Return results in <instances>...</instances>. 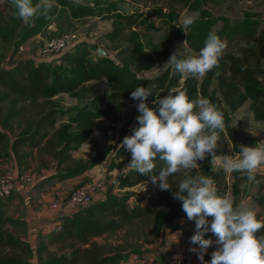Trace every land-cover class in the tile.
<instances>
[{"label": "trees", "instance_id": "trees-1", "mask_svg": "<svg viewBox=\"0 0 264 264\" xmlns=\"http://www.w3.org/2000/svg\"><path fill=\"white\" fill-rule=\"evenodd\" d=\"M170 1L186 4L188 9L198 16L190 27L183 30V26L179 25L177 13L172 10L166 12L162 8L154 9L151 16L163 22L166 41L169 42V36L175 40L185 39L188 48L199 54L209 33L215 32L226 42L237 37L242 38L243 44L238 51L225 50L219 66L208 72L202 82L187 76L181 83L183 78L175 71L173 65L155 78L139 77L138 73L152 69L155 63L152 58L137 59L143 41L141 33L134 34L130 45L119 48L116 55L99 56L97 51V57H92L91 44L81 41L60 58V63H56L59 67L56 69L51 67L53 62L25 58V53H19L21 46L50 26L56 25L53 35L58 38L74 33L75 22L84 18L112 20L114 28L106 35V39L113 43L124 37L125 27L143 29V34L145 31L158 30L156 23L150 21L143 13L123 14L117 3L106 2L100 5L79 0H52L54 6L49 16H38L25 28L12 6L9 16L0 11V38L11 41L20 32L15 51L6 60L8 66L1 71L0 104L9 100H13L14 104L23 103L20 107L12 106L0 121V152L7 151L8 155L12 156L14 153L16 156L17 151H30L28 154L16 156L15 164L18 170L22 160L29 158L33 151L50 155L55 162V172L41 177L36 184L37 189L79 178L106 159L109 150L105 149L86 162L61 170L71 152L86 143L96 130H100L101 120H118L130 114L139 115L135 107L138 102L131 99V92L138 86H154L153 95L147 101L153 108L156 96L164 98L172 89L185 91L190 100L198 97L208 99L223 113L224 131L238 148L237 153L241 133L231 125L232 114L249 103L254 120L258 123L264 122V29H260L257 21L246 18L234 24L224 19L221 30H214L218 20L205 6L224 4L226 0ZM39 2L40 0H33L34 5ZM102 80L109 84V92L97 91L89 86L91 82ZM62 94H68L83 102L75 114L68 117L69 122L79 128L77 132L68 135L69 125H62L53 130L58 122H62L66 113L59 109H50L41 113L38 111L30 132L10 138L6 128L13 120L22 118L28 112V107L34 108L39 104V100H51ZM246 140L241 145H257L254 138L246 137ZM65 154L68 156L65 157ZM154 162L157 168L153 174L159 175V157ZM199 164L197 169L170 176L172 189L169 191H161L157 187L150 196L144 198L136 195L133 198L130 194L117 196L106 191L103 200H95L90 206L61 218L60 230L43 235V245L40 242L36 249L25 239L29 234L28 222L18 217H8L4 211L6 203L0 199V249L3 250L0 254V264H126L129 257L140 255L144 251L130 244H100L96 239L148 227L156 220H161L171 231L178 232L188 241L187 246H192L190 238L195 234V222L187 219L181 202L173 198V192L178 190L177 184L185 176L199 174L213 178L217 195L226 196L228 189L224 171H212L206 159ZM240 176V173L232 174L235 180V196L239 194L237 180L241 179ZM148 181H151L149 176L129 170L122 176L119 188H132ZM260 192H264V181L260 185ZM255 202L264 211V193L255 197ZM208 219L211 221L212 218ZM175 220H184V223L171 225ZM257 235L264 236V228ZM205 239H212V233H207ZM48 246H56L59 250L44 258L42 254L48 250ZM204 260L210 262L211 254H206Z\"/></svg>", "mask_w": 264, "mask_h": 264}, {"label": "rangeland", "instance_id": "rangeland-1", "mask_svg": "<svg viewBox=\"0 0 264 264\" xmlns=\"http://www.w3.org/2000/svg\"><path fill=\"white\" fill-rule=\"evenodd\" d=\"M82 2H94L100 5L106 2H114L118 4L120 11L123 14H133V13H143L144 16L150 18V21L156 23L157 31L146 32L143 34L142 30H137L135 28L125 27V35L122 39H119L115 43L106 39V35L113 31V21L112 20H102L100 18H84L77 20L75 22L76 30L75 34L79 37V42L86 41L92 46V57H97V51L102 49L107 54L116 55L117 51L121 47H128L132 40L134 39V34L141 33L143 41L141 42V53L137 56V59H154L155 63L153 68L148 71H143L138 73L139 77L143 78H155L163 73L169 65L165 68L164 65L169 61L170 55L180 49V57L186 58L190 55H198L195 52H192L188 48V44L183 46L185 39L175 40L169 36V42L166 41V28L163 25V22L158 20L153 15V10L156 8L172 10L179 15V25L183 26L181 21L182 19L192 17L193 20L198 16L197 13L192 12L188 9L186 4L174 3L170 0H79ZM11 4L6 2H0V11L4 15H11ZM206 9H209L214 17L217 18V24L214 27V30L219 31L223 27V20L228 19L231 24L234 22H240L243 19L255 20L259 23L260 29H264V0H226L224 4L214 5L210 4L205 6ZM28 25L24 24V27ZM56 31V25L50 26L47 30L41 34L31 38L23 46L26 49L25 58L31 57L35 58L37 61H40L41 52L46 46L47 42L51 41L55 36L53 32ZM20 38V32L15 36L14 40L6 41L4 38H0V72L6 68L7 58L12 55V52L16 48V40ZM79 42L76 44L78 45ZM243 44L242 38L237 37L232 41H227L226 51L237 52L239 47ZM183 46V47H182ZM9 48V50H8ZM50 63L53 62L51 67L53 69L58 68L56 65L60 63L57 58L48 60ZM63 67V66H62ZM134 69V66H132ZM181 83L184 82L185 78ZM204 78V77H203ZM203 78L198 79L199 82H202ZM213 85V88H215ZM89 86L94 90H100L103 92H109L110 86L106 80L94 81L89 83ZM0 93L1 90H0ZM83 105V102L79 101L77 98L71 97L68 94L59 95L51 100H39V104L34 108L28 107V112L17 120H13L6 131L9 132L10 138H14L23 134L30 132L33 129L32 122L36 120V117L39 113L48 111L50 109H59L60 111H65L66 116L62 118V122H58L56 127L53 129H59L62 125H69L68 135L70 133H75L79 128L69 122L68 117L73 116L76 110ZM12 106H23V103L14 104L13 100H9L5 103L0 104V121L8 113ZM137 116L132 114L122 117L118 120L113 119H104L100 121V130H96L89 140L83 145L79 146L77 150L72 151L69 155L68 161L61 167V170L70 168L72 166L86 162L96 153L102 150H109V153L106 159L101 162L98 166L94 167L88 171L83 176H80L79 183L73 185L72 188L85 184L86 182L96 178L101 179L107 184V193H112L113 195L121 196L125 194H130L139 197H148L154 190L158 187L157 184H153L151 181L141 183L135 187L120 189L119 183L124 176V173L129 170H124V167L131 160V153L123 150L119 147L122 143L125 136L131 135V129L134 126H137ZM237 123H240L238 126ZM233 128L237 131H240L241 136L239 138V146L243 141H247L246 137L254 138L257 134L264 132V128H261V125L254 120L252 113L249 110V103L245 104L240 110L232 114V124ZM253 133H251L250 131ZM248 143V142H247ZM238 146V147H239ZM237 147L230 141L229 136L224 131L220 134V140L217 148V155H233L237 153ZM1 151V149H0ZM30 151L24 149L16 152V156H22L28 154ZM29 158L22 160L19 179L16 183V190L13 196L7 200H2L3 203H6L4 208L5 214L11 218H29L31 221L30 233L25 237V239L32 245L34 249L38 247V244L41 242L43 245V235H39V228H35V214L33 212L41 211L42 206L46 208H51L53 203L46 204L41 202V195H45L51 191V186L48 189L38 191L40 194H30V198L26 199L28 205L26 206L24 198L17 192L19 186H24L31 191L36 189V184L40 177L51 175L55 172V162L52 157L48 154H38V151H33V154H30ZM14 153L12 156L7 154V151L0 152V178L1 177H11L13 169L15 167V160L17 159ZM68 154H65L67 157ZM209 166L212 167L210 160L211 157L206 158ZM216 170L224 171L221 163H217L215 166ZM264 169V167H263ZM225 173V172H224ZM226 174L227 178V193L226 195L233 199V202L236 203L234 206H239L243 204L245 207L253 209L257 213V217L260 220H264V211L256 204L255 197L263 194L260 192V185L264 181V170L261 168L256 173V181L258 182H249L247 177L240 176L241 179L237 180L239 185V194L234 195L233 184L235 180L232 177V174ZM30 176L32 178L31 182H23L21 177ZM119 178V180H117ZM37 181V183H36ZM64 182V181H63ZM136 195V196H135ZM102 197V195H101ZM96 200V199H95ZM97 201V200H96ZM29 208V209H28ZM53 209V208H52ZM29 210V214L28 211ZM164 208V214L167 213ZM31 218V219H30ZM184 220H175L171 225L183 224ZM41 232V231H40ZM40 236V237H39ZM215 236L212 234V240L215 241ZM100 244L111 243L114 245H124L130 244L134 247L141 248L144 252L137 256H131L127 259L126 264H137L144 262V264H169V254L172 252H182L185 247H188V241L181 237L178 232L171 231L170 228L165 227L164 223L161 220H156L153 225L138 228L130 231H125L117 234L113 237H102L96 239ZM59 248L56 246H48V250L45 251L42 256L47 258L52 252L58 251ZM217 250V246L213 244L212 247L208 249V252L211 253ZM3 253V250L0 249V254ZM198 261L197 254L190 264H201Z\"/></svg>", "mask_w": 264, "mask_h": 264}, {"label": "clouds", "instance_id": "clouds-1", "mask_svg": "<svg viewBox=\"0 0 264 264\" xmlns=\"http://www.w3.org/2000/svg\"><path fill=\"white\" fill-rule=\"evenodd\" d=\"M6 2L26 25H31L38 16L48 17L54 6L52 0H40L35 5L33 0ZM181 23L185 30L194 20L188 17ZM186 44L187 40L183 46ZM226 49L227 42L212 32L198 55L180 58L178 49L163 68L173 65L182 78L200 79L219 66ZM152 87L138 86L131 92V99L138 102L135 107L139 115L131 135L125 136L119 145L131 153L124 170L149 176L161 191H169L172 189L170 176L197 169L200 161L211 157L212 171H216L219 162L225 173H240L250 183L258 182L256 173L264 167V141L255 147L240 145L235 156L217 155L220 134L225 127L223 113L208 99L190 100L185 91L176 89L170 90L164 98L156 96L155 107H150L147 101L153 95ZM157 157L161 171L154 175ZM177 188L173 198L181 202L187 219L195 222V234L190 243L198 247L189 251L197 254L201 264H264V236L257 235L264 228V221L258 219L253 209L243 204L234 206L231 197L217 195L215 181L210 176H185ZM209 232L215 236V241L205 239ZM213 244L217 250L211 253L210 262H205L204 257Z\"/></svg>", "mask_w": 264, "mask_h": 264}, {"label": "built area", "instance_id": "built-area-1", "mask_svg": "<svg viewBox=\"0 0 264 264\" xmlns=\"http://www.w3.org/2000/svg\"><path fill=\"white\" fill-rule=\"evenodd\" d=\"M79 42V37L77 34L72 33L52 39L47 42L43 51L41 52L40 60L48 61L53 58H60L69 50L74 48ZM26 49L21 46L19 53H25ZM27 53V52H26ZM49 62V61H48ZM257 144L262 142L260 139L254 137ZM262 170L263 167L261 168ZM23 182H31L32 178L30 176L21 177ZM16 183L11 177H1L0 178V199L7 200L11 198L16 190ZM107 191V184L101 179H92L85 184L78 185L71 188L67 196L63 199L57 200L53 203L52 208L54 210H63L67 215H70L78 210L84 209L95 202V197L98 194H102V198L105 197ZM61 225L55 227V231L60 230ZM192 247H198V245H192L184 248L182 252H172L169 254V264H190L194 259L196 253L190 252L189 249ZM140 264V263H137ZM144 264V262H142Z\"/></svg>", "mask_w": 264, "mask_h": 264}, {"label": "crops", "instance_id": "crops-1", "mask_svg": "<svg viewBox=\"0 0 264 264\" xmlns=\"http://www.w3.org/2000/svg\"><path fill=\"white\" fill-rule=\"evenodd\" d=\"M263 124V123H260ZM261 128H264L263 125H261ZM258 139H260L261 141H264V132L261 134H257V136H254ZM15 167L16 164H15ZM20 174H18V168L17 169H13L12 173H11V178H13L15 181H17L19 179ZM41 177L38 179L40 180ZM80 181L78 178L73 179V180H68V181H64L61 183H56L53 185H45L43 188H40V190H45L48 189L49 186H51V191L45 195H41V202H45L46 204H51L54 203L57 200L63 199L67 196L68 191L73 187V185L78 184ZM37 183V181H36ZM37 188L34 189L33 191H31V189L24 187V186H19L17 192L24 198V202L26 204V206L28 205V203L26 202L27 198H30V194H40ZM102 194H98L95 199L97 201L103 200L104 198L101 197ZM96 201V202H97ZM29 209V208H28ZM28 214L30 213L29 210L27 211ZM33 214H35V217H31V218H35L36 221L35 222V228H39L40 231H38L39 235H46L48 233H50L51 231H54L55 227L57 225H60V219L67 216V214L63 211V210H54L51 208H46L44 207V205L42 206V210L41 211H37V212H33ZM30 218V219H31ZM24 220H26L29 224V233H30V228L31 227V221L29 220V218H22ZM207 254H211V252L209 251ZM206 256V255H205ZM205 258V257H204ZM197 262L201 261L198 259ZM147 264H152V263H147Z\"/></svg>", "mask_w": 264, "mask_h": 264}, {"label": "water", "instance_id": "water-1", "mask_svg": "<svg viewBox=\"0 0 264 264\" xmlns=\"http://www.w3.org/2000/svg\"><path fill=\"white\" fill-rule=\"evenodd\" d=\"M73 1H77V0H73ZM98 55L99 56H106L107 53L105 51H103L102 49L98 50ZM2 74V72H0V75ZM238 126H240V123H238ZM119 180V178L117 179Z\"/></svg>", "mask_w": 264, "mask_h": 264}]
</instances>
